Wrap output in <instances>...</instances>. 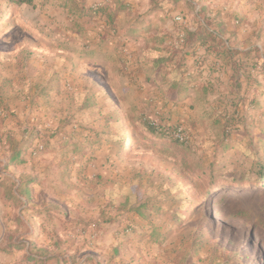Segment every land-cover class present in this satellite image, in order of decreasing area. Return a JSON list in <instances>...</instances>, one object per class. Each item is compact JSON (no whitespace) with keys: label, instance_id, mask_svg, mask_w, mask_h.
<instances>
[{"label":"rangeland","instance_id":"1","mask_svg":"<svg viewBox=\"0 0 264 264\" xmlns=\"http://www.w3.org/2000/svg\"><path fill=\"white\" fill-rule=\"evenodd\" d=\"M32 1L11 6L0 0V105L12 103L15 114L19 103H27L26 111L21 108L24 115L39 113L41 106L62 114L90 107L96 127H73L78 135L73 137L81 140H73V147L59 144L54 150L37 144L30 154L34 160L55 154L51 161L73 163L71 168H46L59 180L73 176V243L63 241L69 232L38 238L7 228L3 238L10 243H0V263L264 264V180L260 183L253 172L254 159L264 161L263 95L255 109L241 108L245 124L228 131L217 120L219 112L205 116L198 104H176L181 98L176 96L170 99L173 105L156 106L164 114L156 119L147 100L141 107L135 104L139 94L146 95L144 86L125 97L131 103L125 111L116 90L104 86L115 83L99 70L107 60L128 65L124 50L110 55L114 59L102 51L93 56L86 49L73 51V21L55 20L46 6L55 0ZM46 48L48 67L33 70ZM57 48L65 54L53 52ZM94 67L97 72H90L96 75L89 74ZM50 75L63 84L45 85ZM73 97L87 101L72 106ZM105 97L109 105L101 102ZM222 105L213 106L220 111ZM103 111L106 116L97 118ZM60 122L63 128L72 121L66 116ZM177 127L186 142L169 131ZM46 204L52 212L48 225L67 223L68 206L54 199ZM57 208L59 215L53 211Z\"/></svg>","mask_w":264,"mask_h":264},{"label":"crops","instance_id":"2","mask_svg":"<svg viewBox=\"0 0 264 264\" xmlns=\"http://www.w3.org/2000/svg\"><path fill=\"white\" fill-rule=\"evenodd\" d=\"M72 1L73 14L69 10L72 8L69 0H61L58 3L56 0L49 1L46 6L56 16L55 20L65 23L73 21V51L77 48L80 51L86 49L91 51V56L102 51L100 54L106 52L110 59L115 58L110 55L121 54L122 50L127 54L130 61L127 62L128 65L126 63L113 65L107 63V60L103 65L104 69L102 70V66L99 69L102 76L107 72L108 75L105 77L109 78L108 81L111 83H115L112 86L105 82L104 86L116 90L117 95L121 96L118 103L125 111L131 104L125 101V97L131 91H134V95L139 94L142 86L146 89V95L139 94L135 104L141 107L147 100L146 105H150L148 110L154 109L153 117L156 119L164 117L163 110L156 106L165 109L168 105H173V102H170L172 96L181 97L177 99L176 104L202 106L201 112L205 116L219 112L213 105L233 98L229 80L230 66L223 64L220 58L203 47L185 52V48L180 44L185 31L195 30L205 24L204 20L210 23L209 27L217 23L225 25L223 39L226 46L240 50L257 46L260 56L264 59V0ZM104 4L111 7L123 6L112 24L108 22L105 14L99 13L90 17L81 15L79 11L82 7L94 8ZM152 7L153 9L148 11ZM205 8L206 14H203ZM177 17L180 20H177ZM43 19L48 20L46 16ZM111 25L117 26L118 30L112 31ZM55 51L61 55L65 54L60 48L54 49L53 52ZM168 56H173V61L167 65L154 60ZM43 57L38 64L31 66L33 70L37 68L36 66L38 69L48 67L47 48ZM145 57H149V60ZM237 57H242V54ZM177 60L181 61L184 69H187L182 77L179 76V71L173 68ZM90 70L97 72L98 69L95 67L89 69V74L96 75ZM261 82L264 86V80ZM44 84L61 86L63 81H57L50 75ZM185 89L188 92L184 95ZM79 98L81 97H73L71 105L78 106V103L87 101ZM260 99L264 102V91ZM101 102L110 104L108 99ZM3 103L0 105V243H10L3 238V232L7 228L10 232L18 229L22 235L31 232L32 236L38 238L49 232H56L57 238H60L61 234L69 232L70 235L63 238V241L68 239L67 243H73V176L61 177L59 180L57 176H51V170H46L51 167L57 169L60 166L71 168L73 163L58 159L51 161L55 154L52 157L45 154L39 160H34L30 156L37 144L46 146V149L55 148L54 150H57L56 146L59 144L73 147V140L75 144H80L81 140L75 138L78 135L73 133V127L89 125L95 128L93 112L89 111V107L73 114H62L56 109L51 111L41 106L39 113L24 115L22 109L27 110L25 105L27 103L21 102L18 105L20 111L13 114L15 106L6 100ZM104 112L98 114L97 118L105 117ZM189 112L190 107L187 110V118ZM66 116L72 122L62 128L60 121ZM98 123L103 124L101 120H98ZM84 142L82 140V143ZM56 186L58 188H55L54 192L53 188ZM51 199L57 201L62 208L69 207L68 220L64 225L47 224V213L50 215L52 212L47 210L49 206L46 201ZM59 210H53L54 214L59 215ZM21 240L24 242L26 239ZM7 261L11 262V259L8 257Z\"/></svg>","mask_w":264,"mask_h":264},{"label":"trees","instance_id":"3","mask_svg":"<svg viewBox=\"0 0 264 264\" xmlns=\"http://www.w3.org/2000/svg\"><path fill=\"white\" fill-rule=\"evenodd\" d=\"M6 1L11 6L33 4L32 0ZM122 8L123 6L116 5L115 7H111L108 4H104L94 8L82 7L79 11L81 15L90 17L99 13L105 14L108 22L112 24ZM206 21L204 20L205 24L198 26L195 30H186L185 36L180 44L185 48V52L194 50L197 47H203L206 51L212 52L220 58L223 64L230 66L231 74L229 80L231 93L236 94V96L228 99L226 102L222 101L223 105L220 108L217 119L221 123L222 128L228 131L233 125L245 124L246 118L243 109H241L244 105L248 109H255L260 106L258 96L263 95L264 91V86L261 82V80H264V59L260 56L257 46L247 50L226 46L223 39L225 25L223 23H217L209 27L208 25L210 23ZM239 54H242V57H237ZM172 55L174 56V53ZM173 56H168L167 58L160 57L154 60H159L158 63L161 61V63L167 65L172 63ZM173 68L179 71L180 77L187 70L186 68L184 69V65L179 60L174 63ZM247 96H250V98H247ZM150 131H153V129H150ZM169 131L171 132V130ZM159 132L167 135L165 131ZM159 132L156 131V133ZM253 163V172L255 173L256 179L261 183L264 180V161L256 158ZM210 178L212 179V183L216 182L214 176H210ZM243 180L244 178L242 177L241 181Z\"/></svg>","mask_w":264,"mask_h":264},{"label":"built area","instance_id":"4","mask_svg":"<svg viewBox=\"0 0 264 264\" xmlns=\"http://www.w3.org/2000/svg\"><path fill=\"white\" fill-rule=\"evenodd\" d=\"M176 19H179V17H177ZM153 125H155L154 122H152ZM171 133L173 134V136L179 141V142H186V134L184 133L183 129L181 127H177L173 130H171Z\"/></svg>","mask_w":264,"mask_h":264}]
</instances>
